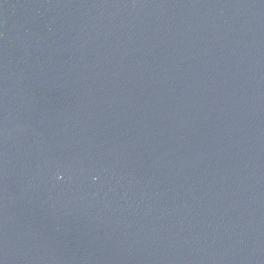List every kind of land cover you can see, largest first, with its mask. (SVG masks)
Segmentation results:
<instances>
[{"label":"water","instance_id":"1","mask_svg":"<svg viewBox=\"0 0 264 264\" xmlns=\"http://www.w3.org/2000/svg\"><path fill=\"white\" fill-rule=\"evenodd\" d=\"M0 264H264V0H0Z\"/></svg>","mask_w":264,"mask_h":264}]
</instances>
